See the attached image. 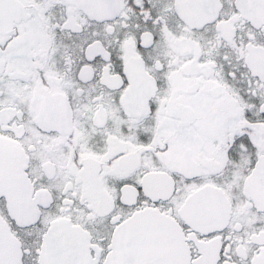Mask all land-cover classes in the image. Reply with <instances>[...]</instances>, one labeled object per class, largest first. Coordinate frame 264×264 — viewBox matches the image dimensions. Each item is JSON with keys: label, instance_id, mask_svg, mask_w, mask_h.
Returning a JSON list of instances; mask_svg holds the SVG:
<instances>
[{"label": "snow or ice", "instance_id": "obj_1", "mask_svg": "<svg viewBox=\"0 0 264 264\" xmlns=\"http://www.w3.org/2000/svg\"><path fill=\"white\" fill-rule=\"evenodd\" d=\"M0 264H264V0H0Z\"/></svg>", "mask_w": 264, "mask_h": 264}]
</instances>
